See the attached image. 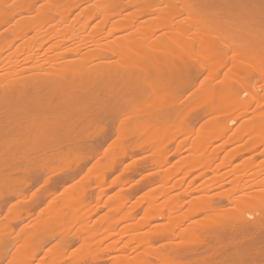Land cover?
<instances>
[{"label":"bare ground","instance_id":"obj_1","mask_svg":"<svg viewBox=\"0 0 264 264\" xmlns=\"http://www.w3.org/2000/svg\"><path fill=\"white\" fill-rule=\"evenodd\" d=\"M34 1L0 0V243L6 242L0 264L5 255V264H31L39 253L48 257L39 264H93L103 252L118 251V239L100 247L125 228L131 237L122 247L144 248L114 255L110 264H264V200L258 195L264 169L243 162L228 171L232 192L212 194L221 178L211 167L218 152L205 153L214 141L228 137L230 143L250 133L248 141L264 152V117L247 116L249 106L264 99V0H54L59 6L52 8L45 0L36 20ZM77 7L84 17L78 27ZM123 10L122 21L117 16ZM111 18L118 23L107 25ZM222 68L225 78L212 83ZM236 85L247 99L234 97ZM241 115L245 120L226 136ZM201 117L206 120L194 127ZM195 131L188 148L199 155L166 166L169 145L181 139L176 150L188 149L185 140ZM235 157L229 150L222 167ZM149 167L156 170L143 173ZM196 172H214L203 194L186 201L166 187L170 178ZM152 175L162 183L139 196L141 216H134L133 204L119 216L131 190L148 186ZM214 198L226 203L215 206ZM101 207L105 212L90 220ZM200 213L206 215L197 219ZM32 214L35 223L13 229ZM16 233L20 245L8 254ZM54 239L47 248L36 246Z\"/></svg>","mask_w":264,"mask_h":264},{"label":"rangeland","instance_id":"obj_2","mask_svg":"<svg viewBox=\"0 0 264 264\" xmlns=\"http://www.w3.org/2000/svg\"><path fill=\"white\" fill-rule=\"evenodd\" d=\"M126 1H129V0H126ZM132 1H136V0H132ZM44 2H45V0H35L34 2H32V4H30V6H31V11H33V13H30L31 14V17L34 19V20H36L37 19V15H36V12H37V10L36 9H38V8H40V10H42V9H44L43 7H45V6H43L44 5ZM105 2H106V0H105ZM107 2H109L108 0H107ZM125 2V1H124ZM58 2L57 1H54V0H50V3H48L47 4V6L48 7H46V8H52L55 4H57ZM66 2H64L63 1V3L62 4H65ZM130 3L132 4V2H131V0H130ZM83 4V5H82ZM81 5H79V7L80 6H84V4L85 5H87L88 4V2H87V4H86V2H84V3H82ZM154 4V6L152 7V8H156L157 6H156V4L155 3H153ZM59 6V3H58V5H57V7ZM132 7H133V9L135 8V6H133V5H131ZM131 6H129L130 7V10L132 9L131 8ZM79 7H77V8H75V10H73V11H75L76 13L77 12H79L80 13V10L82 11V7L81 8H79ZM93 8V7H92ZM133 9H132V11H133ZM126 10L127 11H130V10H128V8H126ZM72 11V12H73ZM132 11H130V12H132ZM35 12V13H34ZM75 12L74 13H71V16H74V14H75ZM83 12V11H82ZM123 12H125L126 13V11L125 10H123L122 11V13ZM129 12V13H130ZM79 13H78V15L77 14H75V15H77V16H79ZM125 13H123V16H121L120 15V17L119 16H117L118 18H120V19H122L123 17H126L124 14ZM128 13V12H127ZM73 14V15H72ZM80 14H82V15H80L81 16V18H80V16H79V18H76L75 20V25H76V23H77V27L82 23V18L84 19V17H83V13H80ZM54 15V16H53ZM51 17H53V18H55L56 17V19L57 18H59L57 15H55V14H53ZM94 15H97V14H94ZM70 16V20L73 18V17H71ZM30 17V18H31ZM116 17V18H117ZM116 18H111L109 21H108V23H107V25H109V23H110V21H111V23L113 22V24H117L118 22L120 23L121 21H120V19L118 20V18H117V20H118V22H117V20H116ZM142 19L143 18H145L144 16L143 17H141ZM141 18H139V20H141ZM78 19V20H77ZM95 19V20H94ZM93 19V22H95V21H97L98 19H99V17H98V19H97V17L96 18H94ZM115 19V20H114ZM13 20V18L11 19H9V22H7V23H10L11 21ZM69 20V21H70ZM122 21H123V19H122ZM115 22H117V23H115ZM97 23V22H96ZM100 23V22H99ZM98 23V24H99ZM102 23V22H101ZM110 23V24H111ZM134 23V22H133ZM136 23V22H135ZM11 24V23H10ZM95 23H93L92 24V22H91V26L92 25H94ZM89 25V24H88ZM181 25H184L183 23L181 24ZM180 25V26H181ZM90 26V25H89ZM89 26H87V29H89L90 30V27ZM176 24L173 26L174 28H176ZM183 27V26H182ZM106 28H108V27H105L104 28V30H106ZM89 30H87V31H89ZM160 32V31H159ZM158 32V33H159ZM162 32V31H161ZM28 35H30V34H28ZM198 36V35H197ZM111 38V37H110ZM109 38V39H110ZM17 42H19V41H17ZM49 44H50V42H48ZM48 43H46L44 46L46 47V46H48ZM45 47L42 49V50H40L39 52L41 53L44 49H45ZM165 50V49H164ZM6 52L7 51H5L4 53H3V55H5L6 54ZM9 52V51H8ZM7 52V53H8ZM39 53V54H40ZM25 55V54H24ZM142 55V54H141ZM21 56H23V55H21ZM226 67H228V66H226ZM198 70V69H197ZM219 73L217 74V77L215 78V79H213L211 82L212 83H214V84H218L222 79H224L225 78V76L226 75H224L225 74V72H226V69H219V71H218ZM205 74L206 73H204V74H201V75H199L198 76V78L196 79V83H198L199 84V82L205 77ZM207 84V80L205 81V83H203V85H206ZM257 84H259V83H257ZM254 85H256V83L254 84ZM254 88V87H253ZM253 88L251 89V91L253 90ZM234 89V91H233V94H234V97H237V98H241V99H247L248 98V94H246V95H242V89L238 86V85H236L235 86V88H233ZM258 90H256V88H255V90L257 91V93H259V92H261V91H259L260 89L259 88H257ZM255 91V92H256ZM252 92H254V91H252ZM254 92V93H255ZM248 93H250L251 94V92L250 91H248ZM257 107V108H256ZM253 111L254 112H258L259 113V116H262V117H264V99H261L260 101H259V103L257 104V103H252L250 106H249V110H248V112H247V116H249V115H251V113H253ZM237 114V112H235L232 116H229V115H222L221 117H219V121H225V123L227 122L226 120H229L230 121V119H232L233 117H234V115H236ZM197 118V117H196ZM206 120V118L205 117H201V118H199V119H197V120H194L193 121V123H192V125L195 127H198L201 123H203L204 121ZM243 120H245V116L244 115H241V116H239V117H237L236 118V120H235V124H232V130H229L228 132H227V135L226 136H229V134H231L232 136L234 135L233 134V132H234V130H235V128L241 123V122H243ZM195 134H196V131L193 133V135H191L190 137H188L186 140H185V142L188 144V145H186V147L188 148L189 147V144L191 143V142H193L194 140H195ZM250 135H251V133L249 134V135H246V136H244L243 138H241V139H237V140H234V141H232V142H230V143H226V141L228 140V137L227 138H225V139H223V140H220V141H214L213 143H211L207 148H206V150H205V153L208 155V154H211V153H215V152H218V157H217V160H215V162L211 165V167L212 168H218L219 169V172L218 173H216V174H218V176H220L221 178H220V180L219 181H216L214 184H213V189H211V193L213 194H218V193H223V192H232L231 191V187L233 186V183H232V176H228L230 173L228 172L229 170H231V169H233V168H239V167H241V165L243 164V162H246V163H251V162H253V164L254 165H256L255 167L257 168V169H264V152L262 151L261 152V150H262V148H263V145H261V144H258V143H253V142H255V141H257V140H254L252 143L253 144H251L249 141H248V137H250ZM261 135V134H260ZM177 141H179V144L181 143L180 141H181V139H177L174 143H171L170 145H169V151H168V153L167 154H165V156H164V158H166L167 159V163L165 164L166 166H170V165H172V164H174V163H179L180 161H181V158H183V157H196V156H198L199 154L197 153V152H193L190 148H188V149H186V150H184V151H181V152H179V151H177L176 150V148H177V146H176V143H177ZM220 144H223L224 145V148H222V149H219L218 147H217V145H220ZM229 150H232V152H236V157L231 161V163H230V165L228 166V167H222L223 166V161H225V155L227 154V152L229 151ZM247 150V151H246ZM138 152V151H137ZM141 153V152H140ZM140 153H136L135 155L136 156H140L141 154ZM140 154V155H139ZM144 153H142V155H143ZM129 160V159H128ZM128 160H125V161H122V164L119 166V168H118V170L115 172V173H113V175H111V176H109L108 178H107V182H109L110 181V179L113 177V176H115V175H117V174H119V173H121V169L123 168V166H124V164L126 163V162H128ZM140 163H143V164H146V162L143 160V161H141ZM90 164H91V162L90 163H88L86 166H85V168L86 167H89L90 166ZM222 164V165H221ZM154 170H156L154 167H149V168H147V169H145L144 171H143V173L144 172H153ZM84 171V170H83ZM262 171V170H261ZM198 172H200V171H198ZM198 172H196L194 175L193 174H191V175H186V176H184V175H182V174H179V175H177V176H175V177H172V178H170L169 179V181H168V183H167V185H166V187H170V188H172V192H171V194H176L180 199H182V200H186V201H189V200H191V199H193L195 196L197 197V196H199V195H201V194H203L205 191H206V188H208L207 187V184H208V182H209V180L211 179V178H213V175H214V172H210V173H208L207 175H201V174H198ZM161 174V173H160ZM223 176V177H222ZM264 176V171L263 172H261L260 174H259V176H258V179H260V178H262ZM140 177V175H139V173H136L135 175H133V177H131V179L133 180L132 182H134L136 179H138ZM160 175L159 176H157V175H155V176H150V179L149 180H152L151 181V183L148 185V186H145V187H141V186H139L140 184H137V186L135 187V188H133L132 190H131V196H130V198H129V200H127V201H125L124 202V207H123V209L119 212V216H121V215H123V213L127 210V207H129L131 204H133L134 205V208H132V210L133 211H135L133 214H135L134 216L136 217V218H139L140 216H141V214H142V211H143V209H144V207L145 206H139L140 205V201L141 200H138L139 199V196L140 195H143V194H145L144 192H146L148 189H150V188H152V187H154V189H156L158 186H159V184H161L162 182H161V180H160ZM107 182H105L106 184V186L108 185V183ZM104 185V186H105ZM136 185V184H135ZM34 188H36L37 187V185L35 186H33ZM32 187V189H30L31 191L34 189ZM215 188V189H214ZM258 188L259 187H254V188H252V190H258ZM263 188H264V186H263ZM57 190L56 191H60V188L58 189V187L56 188ZM116 187L115 188H110L108 191L106 190V192H104V194H106V195H103V196H101L100 197V199H101V202H103L104 200H106V198L110 195V194H112V193H114L115 191H116ZM29 190V193L31 192ZM157 190V189H156ZM261 190V189H260ZM95 191H96V189H95ZM94 191V192H95ZM93 192V193H94ZM150 194H152L153 196H155L157 193H156V191H150L149 192ZM241 194V192H237V194H236V197H237V195H238V197H239V195ZM94 195H96L95 193L92 195V197L94 196ZM258 195H262V198H261V200H264V189L263 190H261V191H259L258 192ZM95 198V197H94ZM94 198H92V200H93V203H94ZM142 198V197H141ZM160 200H154V202H157L158 201V203H160L163 199H164V197H161V198H159ZM215 200H214V204L213 205H219L218 204V202H220V204H223L224 202L226 203V200H219L218 198H214ZM13 200H15V199H13ZM43 200V199H42ZM45 200H47L46 198H45ZM151 201H153V200H151ZM8 205H10V202H8L7 203V206ZM132 205V206H133ZM146 205V204H145ZM41 206H43V205H39V207H37V209L36 210H39L40 208H41ZM187 207H188V202L187 203H185V205H184V207L182 208V209H180L179 210V213H184V212H186V209H187ZM102 208V207H101ZM100 209V208H99ZM97 210L98 212L97 213H95V214H93V215H91L90 217H89V219L90 220H94V219H97L101 214H103V212H105V209H100V210ZM145 210V209H144ZM234 210H229V214L231 215V214H234ZM2 214H5V210L2 212ZM42 215H44V214H42ZM206 215V213H200L198 216H197V219L199 218H202V217H204ZM44 216H46V215H44ZM43 216V217H44ZM36 216H35V214L33 215L32 214V216L31 217H29L28 219H26V220H24V221H21V222H19L18 224H14V227H13V229H15V230H18L23 224H28V225H31V224H33V223H35L36 222V218H35ZM42 217V218H43ZM163 220L161 219V220H155V221H153V222H151V224L150 225H147L146 227H144V228H142V231H148V230H152L153 228H154V226H155V224H157V223H160V222H162ZM131 222V221H130ZM123 224L125 225V223H121V224H119V226L117 227V229H119L121 226H123ZM128 224V223H127ZM13 225V224H12ZM116 228H115V230H117ZM128 230V229H127ZM129 232H131V231H126V228H125V233L126 234H123V236H119V235H116V236H112L111 238H108L104 243H102V245H101V247L100 248H102V247H105L106 245H108V246H112L114 243H113V241L115 240V239H118V241L115 243L116 244V246H117V248H118V251H116V252H103L102 253V257L104 258L102 261H99V262H95V263H93V264H110L112 261H113V256H114V260H115V257H117L116 255H118V254H120V253H124V252H126L127 254H129L130 256L131 255H134V254H137V252L138 251H141L140 249H142L143 250V248L144 247H138L137 246V248L136 249H133V251L131 250V245L132 244H128L129 245V248L126 246V244H125V246H123L122 247V245H124V243H125V241L126 240H128V238L130 239V237L131 236H129V234H131V233H129ZM15 237H16V239H17V241L14 243V245H12L11 246V244H9L10 246H8L9 248H8V254L9 253H12L13 252V249L14 248H16L18 245H20V240H18V239H20L21 237H22V235L21 234H19V233H16V235H15ZM58 241L57 240H52V241H49V242H47V241H45V242H40V245L39 244H37L36 246H39V247H45V248H47L48 246H50V245H52V244H54V243H57ZM4 243H6V242H2V243H0V246H2V245H4ZM7 243H9V242H7ZM157 242H155V244L154 245H159V243H157ZM2 244V245H1ZM6 245V244H5ZM72 246H70V245H68V248H69V251H71V250H73V248H75L74 247V245H76V244H71ZM7 246V245H6ZM35 246V247H36ZM70 246V247H69ZM133 246V245H132ZM41 247V248H42ZM95 246L93 245L92 246V249L94 248ZM122 248V249H121ZM123 248H124V250H123ZM102 251H104V249L102 250ZM47 254H44V253H39V254H37V256H36V258H34L33 259V261H32V263L31 264H39V262H42L43 260V258L45 257V259L47 260V256H46ZM5 257V258H4ZM4 258V259H3ZM3 260H4V264H5V262H7L8 261V259H9V257H6V255L5 256H3ZM39 258H41V259H39ZM44 259V260H45ZM42 260V261H41ZM153 262L155 263V260H153Z\"/></svg>","mask_w":264,"mask_h":264}]
</instances>
